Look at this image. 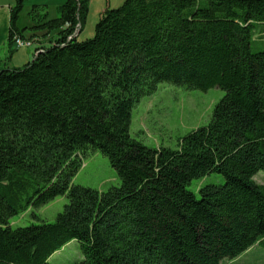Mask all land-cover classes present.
Returning a JSON list of instances; mask_svg holds the SVG:
<instances>
[{
	"label": "trees",
	"instance_id": "16d2710c",
	"mask_svg": "<svg viewBox=\"0 0 264 264\" xmlns=\"http://www.w3.org/2000/svg\"><path fill=\"white\" fill-rule=\"evenodd\" d=\"M26 1L10 7L9 49L56 37L0 69V264H49L72 241L82 259L71 264H226L264 246V53L252 49L264 0H124L85 40L89 0L51 20L34 5L19 29ZM161 84L224 92L174 149L130 135L133 106ZM95 153L119 181L105 192L73 185ZM210 174L222 182L197 197L188 187ZM61 196L54 222L9 225Z\"/></svg>",
	"mask_w": 264,
	"mask_h": 264
},
{
	"label": "rangeland",
	"instance_id": "374dc122",
	"mask_svg": "<svg viewBox=\"0 0 264 264\" xmlns=\"http://www.w3.org/2000/svg\"><path fill=\"white\" fill-rule=\"evenodd\" d=\"M65 1H60L62 2L60 5ZM51 2L53 1L32 0V5L24 6L21 11L17 25L20 28H24L31 24L27 13L33 4L46 6L48 20L54 19L57 15L58 6L52 7L50 5ZM123 2L124 0H89L88 15L83 34L78 39L92 38L101 14L107 9H115L121 6ZM54 33L56 31L50 34L54 35ZM254 34L253 51L264 53V26L258 27ZM38 35L41 36V34ZM41 37L46 39L44 34ZM44 46L49 47L51 45L47 44V40H45ZM16 49L19 50V48ZM22 49H24L21 50L22 52L28 51L31 55L35 50V48L31 50L27 47ZM21 67L22 65H20ZM223 94L224 92L219 88L201 91L188 90L170 84H161L153 94L142 98L139 103L133 106L131 110L130 135L149 148L164 146L174 149L179 138L209 122L214 106L222 98ZM254 179L258 184L264 185V172H259ZM220 182H222L221 176L210 174L200 181H192L188 188L198 197L200 186ZM118 183L117 175L111 168L108 159L99 153L89 156L73 179V185L88 187L99 192H105L109 188L117 186ZM66 203L67 198L65 196L57 197L37 209H30L23 214L12 217L9 220V225L16 228L39 225L42 222L52 223ZM81 259L79 244L72 241L55 253L48 263L71 264ZM225 262L226 264H264V246L255 245L236 259L226 260Z\"/></svg>",
	"mask_w": 264,
	"mask_h": 264
},
{
	"label": "crops",
	"instance_id": "0c3cea01",
	"mask_svg": "<svg viewBox=\"0 0 264 264\" xmlns=\"http://www.w3.org/2000/svg\"><path fill=\"white\" fill-rule=\"evenodd\" d=\"M52 1L53 2L50 3V5L52 7H57L60 5V3H62V2H60L62 0H52ZM31 2H32V0L26 1L24 3V6L30 5ZM13 3H14V0H0V69L6 68V67H8V68H20V65L23 66V65L27 64L34 57V52L31 55L28 51L22 52L21 50H24L22 48H19V50H17L15 47L11 48V49H9V47H8L7 41H8V35H9L10 7L13 5ZM33 3H36V2H33ZM34 5H37V4H33V6ZM30 26H31V24L29 26H25V27H30ZM17 27L19 29H21L18 25H17ZM82 32H83V30H82ZM82 32H78L76 34L77 39L80 37V35L83 34ZM38 34H41V36H42L43 33H35L33 35L34 37L31 39V41L33 42L32 47H30L31 50H33V48L37 49L39 47L40 48L45 47L44 46L45 40H47V44L51 45L52 41L55 38L56 33H54V35L48 34L46 36V39L42 38ZM26 35L30 36L31 33H26ZM11 50H12V53L10 54Z\"/></svg>",
	"mask_w": 264,
	"mask_h": 264
},
{
	"label": "built area",
	"instance_id": "2783aa9c",
	"mask_svg": "<svg viewBox=\"0 0 264 264\" xmlns=\"http://www.w3.org/2000/svg\"><path fill=\"white\" fill-rule=\"evenodd\" d=\"M14 45L16 48H23V47L30 48V47H32L33 42L28 41V40H22L20 38H15L14 39Z\"/></svg>",
	"mask_w": 264,
	"mask_h": 264
}]
</instances>
